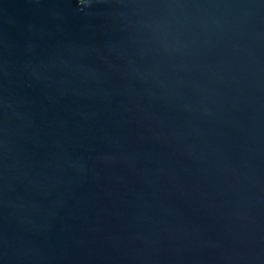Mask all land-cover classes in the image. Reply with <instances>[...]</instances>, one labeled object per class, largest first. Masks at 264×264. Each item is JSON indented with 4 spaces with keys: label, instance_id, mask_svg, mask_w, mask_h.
Here are the masks:
<instances>
[{
    "label": "water",
    "instance_id": "obj_1",
    "mask_svg": "<svg viewBox=\"0 0 264 264\" xmlns=\"http://www.w3.org/2000/svg\"><path fill=\"white\" fill-rule=\"evenodd\" d=\"M0 264H264V0H0Z\"/></svg>",
    "mask_w": 264,
    "mask_h": 264
}]
</instances>
